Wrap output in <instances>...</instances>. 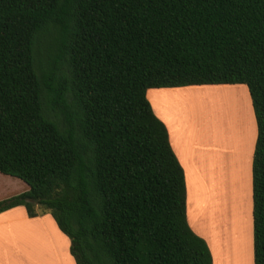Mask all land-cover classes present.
I'll return each mask as SVG.
<instances>
[{"label":"trees","instance_id":"16d2710c","mask_svg":"<svg viewBox=\"0 0 264 264\" xmlns=\"http://www.w3.org/2000/svg\"><path fill=\"white\" fill-rule=\"evenodd\" d=\"M206 85L248 90L264 264V0H0V174L28 187L0 213L48 212L75 264H212L146 98Z\"/></svg>","mask_w":264,"mask_h":264},{"label":"crops","instance_id":"0c3cea01","mask_svg":"<svg viewBox=\"0 0 264 264\" xmlns=\"http://www.w3.org/2000/svg\"><path fill=\"white\" fill-rule=\"evenodd\" d=\"M221 86L229 85L149 89L146 98L155 116L165 125L170 147L184 172L188 226L206 243L212 264H253L251 162L256 125L250 141L246 143L247 136L251 133V128L247 125L246 134L243 137L241 134L235 151L231 123L230 132L214 131L207 134L210 142L203 145L201 138L197 137L196 126L187 123L183 116L186 106H195L201 110L196 101L186 104V98L211 90L213 92L205 95H216L219 93L216 90L224 91L225 88ZM230 86L239 88L235 93L247 97L254 120L246 86L244 89L241 87L243 85ZM246 173L250 205L243 219L231 213V200L238 206V210H244L241 197L239 202L233 186L236 185L242 194L243 175ZM27 190V185L22 181L0 174V201ZM0 264L75 263L69 253L68 238L58 230L51 216L29 218L25 209L18 206L0 213Z\"/></svg>","mask_w":264,"mask_h":264},{"label":"rangeland","instance_id":"374dc122","mask_svg":"<svg viewBox=\"0 0 264 264\" xmlns=\"http://www.w3.org/2000/svg\"><path fill=\"white\" fill-rule=\"evenodd\" d=\"M46 39L47 38L42 39V42H41L42 47H43L44 41ZM41 44H40V46H41ZM41 52H42L41 56L43 57V55L45 54V51L43 50V48L41 49ZM45 66H46V64L44 65V67ZM61 72H63L65 75L67 74L66 66L63 65L61 67ZM49 80L50 79L48 76V81ZM221 87L225 88L224 91H217V90L215 91L217 93L219 92V94L220 93H222L223 95L226 94V96H224L222 98V100H220L221 106L219 109V114H216V113L214 114L213 113L214 111H212L207 104L208 98H206V97H208V95H205V94L213 92V90H211L210 92H206V93H203L201 95H197V96L192 97V98H190V97L186 98L185 99L186 101L184 100V102L188 105L190 104V102H192V100L196 101V103L200 106V109H201V110H199L195 106H190V107L186 106V111H184V113H183L185 121L187 123L194 124L197 128V137L201 138L200 140H201L203 145L208 144V142H210V141H209L207 134L213 133L214 131H217V132L228 131V132H230L231 128L229 127V123H231V121L225 120L224 113H226V114L228 113V108H227L228 106L234 105L235 107L239 108L240 114H241V115H238L237 118H241V119H239L240 122H242V123L244 122L241 126V132H243L242 137H243V135L245 136V134H246V128H248L247 125L250 126V128H251V133L247 136V139H246V143H247V141L248 142L250 141L251 136H252V132H253L254 127H255V120H252L250 108L248 105V99L243 94L239 95L240 93H235L239 90V88H234L233 86H230V85L229 86H221ZM237 87H240V86H237ZM241 87H243V89H244L245 85H243ZM205 98H206V101L204 100ZM67 102L68 103L71 102V99L69 97H67ZM205 103L207 104V108H206ZM193 105H196V104H193ZM46 106H48L47 103H46ZM47 109L50 111L49 114L51 116H53V117L57 116L59 118L62 117L61 113L58 111V109H55V107L50 105L47 107ZM230 113L231 112H229V114ZM212 114H214V115H212ZM243 126H244V128H243ZM244 131H245V133H244ZM232 136H234V129L232 132ZM235 151H236V149H235ZM222 164H224V163L222 162ZM220 166H221V163H220ZM215 168H216V164L214 165V169ZM243 177H244V191L242 190V194L236 185L233 186V190L235 191L236 196L241 197V201H242V204L244 206V210L241 208H240V210H238V206L236 204H234V201L232 199L231 200V204H232L231 213H234L235 217L237 214V217H241V218L245 219V217L247 215V211H248V205H250V197L248 195V191L246 188V184L248 183L247 173H246V175H243ZM237 183H238V173H237ZM231 188H232V186H231ZM231 195L233 196V193H231ZM43 215H49V214H48V212H44Z\"/></svg>","mask_w":264,"mask_h":264},{"label":"bare ground","instance_id":"6f19581e","mask_svg":"<svg viewBox=\"0 0 264 264\" xmlns=\"http://www.w3.org/2000/svg\"><path fill=\"white\" fill-rule=\"evenodd\" d=\"M224 96H226V94L223 95L222 93H220V94L218 93L216 95H212V96L208 95V97H206V98H208L207 104L210 107V109L212 111H214L213 112L214 114L215 113L219 114V109L221 106L220 100H222V98ZM206 98L204 99L205 101H206ZM207 104H206V108H207ZM227 108H228V113L227 114L224 113V117H225V120L231 121V123H232V126H233L232 128L234 129V137H233L234 144L233 145H234V148L237 149L238 142L241 139V134L243 133V132H241V126L244 122L243 123L240 122L239 119H241V118H237L238 115H241L239 108L235 107L234 105L228 106ZM229 112H231V113L229 114ZM214 114H212V115H214ZM243 128H244V126H243ZM238 198H239V196L237 197V200H238ZM239 202H240V198H239Z\"/></svg>","mask_w":264,"mask_h":264}]
</instances>
